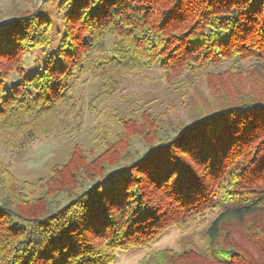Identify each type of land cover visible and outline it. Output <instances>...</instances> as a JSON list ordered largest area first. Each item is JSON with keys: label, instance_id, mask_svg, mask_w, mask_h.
<instances>
[{"label": "trees", "instance_id": "trees-1", "mask_svg": "<svg viewBox=\"0 0 264 264\" xmlns=\"http://www.w3.org/2000/svg\"><path fill=\"white\" fill-rule=\"evenodd\" d=\"M56 9L64 35L28 77L25 59L49 46L51 17L41 9L0 24V134L13 146L80 122L73 90L84 74L113 93L127 74L157 67L169 86L204 82L209 92L179 128L161 116L118 118L121 132L77 145L46 180L21 183L4 169L0 264H113L206 218L203 252L166 248L138 264H264V0H57Z\"/></svg>", "mask_w": 264, "mask_h": 264}, {"label": "rangeland", "instance_id": "rangeland-1", "mask_svg": "<svg viewBox=\"0 0 264 264\" xmlns=\"http://www.w3.org/2000/svg\"><path fill=\"white\" fill-rule=\"evenodd\" d=\"M56 3L57 0H0V24L41 9L52 19L50 44L44 48H37L27 55L25 77L42 69L49 56L57 50L64 35ZM14 77L8 79V87L19 80V78L15 80ZM190 89L191 87L180 83L169 86L164 82L157 67L127 74L121 87L113 93L101 90L99 82L90 74L81 75L75 82L73 90L82 110L80 122H75L69 133L38 137L26 144L19 145L20 137L15 146L4 134H0V173L10 168L21 183L46 180L51 176L54 166L67 162L77 145L89 148L94 145V139L97 137L100 139L106 133L112 136L121 132L118 118L140 122L144 120L143 118L152 121L155 117L158 119L161 116L170 127L179 128L181 124H189L198 116L201 107L199 104L209 92L204 82L198 90ZM198 98L203 100L199 101ZM136 104L140 108L137 112L131 110L137 108ZM142 114H145V117ZM133 151L144 153L142 142L136 141ZM239 200L233 199L230 206H236ZM209 219L194 223L185 233L172 230L147 247L120 251L113 264H138L145 256L166 248L176 250L183 247L196 248L203 252L205 247L201 238L210 223Z\"/></svg>", "mask_w": 264, "mask_h": 264}]
</instances>
